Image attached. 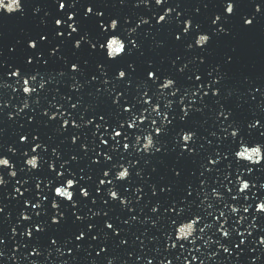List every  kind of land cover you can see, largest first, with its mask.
Here are the masks:
<instances>
[{"label": "water", "instance_id": "95a60500", "mask_svg": "<svg viewBox=\"0 0 264 264\" xmlns=\"http://www.w3.org/2000/svg\"><path fill=\"white\" fill-rule=\"evenodd\" d=\"M0 4V264H264V0Z\"/></svg>", "mask_w": 264, "mask_h": 264}, {"label": "clouds", "instance_id": "9594fccd", "mask_svg": "<svg viewBox=\"0 0 264 264\" xmlns=\"http://www.w3.org/2000/svg\"><path fill=\"white\" fill-rule=\"evenodd\" d=\"M155 3L159 6V5L161 4V0H155ZM15 5H16V7H15V10H14L13 12H9L8 10H5L4 12H5L6 14H13V13H15V12L21 11V8H20V6H19V0H15ZM226 13H228V14L231 13V12L228 10V7L226 8ZM112 23H115V22H112ZM185 25H187V26L189 27L188 23H185ZM111 29L114 30L115 28H111ZM110 39H111V38H110ZM201 39L204 41L203 44H199V43H198V41H200ZM207 40H208V37H207V36L201 35V36H198V37H197V39H196V41H195V44H196L197 47H201V46H203V45L206 44ZM121 42H122V41H121ZM122 45H123V43H122ZM122 54H123V52L121 53V55H122ZM106 55H107V57L109 58L107 52H106ZM109 59H115V58H109ZM165 82H167V83L169 84V87H170L171 82H170V81H165ZM165 82H164V83H165ZM164 83H163V88H164ZM26 87H27V86H24L23 89H22V91H23V93L27 96V95H29V94L31 93V91H27V92H26V91H25ZM27 88H29V87H27ZM29 89H30V88H29ZM150 147H151V140H150V138L145 137V142H144L142 148H143V150H144L145 152H147V151L150 149ZM254 148H256L257 151H259V147H258V146H254ZM238 151H239V150H238ZM238 151H237V152H238ZM237 152H236V153H237ZM236 153H235V158H236ZM262 158H264V156H262V154H261V159L259 160V162L255 163V164L260 163L261 160H262ZM33 162H34V163H33ZM245 163H248V162H245ZM25 164H26V166H27L29 169L35 170V169L37 168V166H38V160H37V158L33 157V158H30V159L26 160V161H25ZM248 164H251V163H248ZM0 167H10V165H9V163H8L7 160L0 158ZM10 174H11V173H10ZM127 176H128L127 170H126V169H122L121 171H119V172L117 173L116 179L119 180V181H123V180H125V179L127 178ZM69 184H71L72 186H71V187H68ZM65 185L67 186L68 190L72 189L73 186H74L72 181H67ZM65 185H64V186H65ZM61 188H62V187H58V188H56V191H55V194H54V195H55L57 198H62V199L65 200V201H70V200H71L70 198L65 199V198H63V197H60V195H57V193L60 192L59 190H60ZM110 195H111V198L115 199V196H114V195H112V194H110ZM256 211L259 212V213H264V205H260V204H258L257 207H256ZM189 224L192 225V227H191V232L189 233L188 236L181 237L180 240H182V239H187L189 236L192 235V233H193V231H194V224H195V223H193V221H192V222H189V223H187V224H183V225H189ZM183 225H181V226H183ZM181 226H179V227L177 228V230H178ZM177 230H176V231H177ZM176 236H178V235H176ZM185 237H186V238H185Z\"/></svg>", "mask_w": 264, "mask_h": 264}, {"label": "snow or ice", "instance_id": "6c2138e0", "mask_svg": "<svg viewBox=\"0 0 264 264\" xmlns=\"http://www.w3.org/2000/svg\"><path fill=\"white\" fill-rule=\"evenodd\" d=\"M13 3L15 4V0H13ZM3 7H4V5H3V4H0V8H3ZM61 7H63V5H61ZM228 10H229L230 12H232V7H231V5L228 6ZM69 19L71 20L72 18L69 17ZM164 19H165V17H164V16H161L157 22L159 23L160 21H163ZM213 23H215V21H213ZM248 23H249V21H245V24H248ZM57 26H59V21H57ZM184 27H185V31H187L188 26L185 25ZM109 28H116V24H115V23H111V24L109 25ZM203 42H204V41H203L202 39H201L200 41H198L199 44H203ZM29 47L31 48V47H33V45L30 44ZM108 48L110 49V54H109V56H111L112 53L117 54V53L123 52L124 49H125V45L122 46V45H120L116 40H112V41L109 43ZM73 71H75V69H73ZM13 75H16V73H13ZM122 76H123V73H120L119 76H118V78H120V77H122ZM152 78H153V77H152V74L150 73V74H149V79H152ZM168 87H169V84H168L167 82H165V83H164V88H168ZM25 91H26V92H27V91H31V89H29V88L26 87ZM129 127H131V125H129ZM114 134H115L114 136H119V135H120L119 132H116V133H114ZM233 135H234V133H233ZM189 139H190V137H188V136H184V137H183V140H184L185 142H187ZM32 151L35 152V151H36V148H33ZM249 155H250V156H251V155H255V156L259 157V152H253V153H250ZM245 159H248V157H245ZM257 162H259V160H257L256 163H257ZM33 163H34V162H33ZM105 175H107V173H105ZM71 186H72L71 184L68 185V187H71ZM247 187H248V185L245 184V185H244V188L240 189V191L243 192ZM60 194H61L60 192L57 193V195H60ZM65 195L67 196V198H70V199L72 198V195H69L68 193H65ZM81 195H83V193H81ZM193 223H196V221H193ZM191 227H192V225L189 224V225H188V229H191ZM181 231L183 232V230H181ZM185 238H186V237H185ZM176 239H177V240H180V239H181V236H176Z\"/></svg>", "mask_w": 264, "mask_h": 264}]
</instances>
